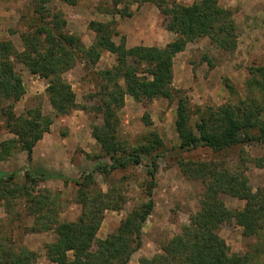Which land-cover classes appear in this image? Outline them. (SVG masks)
Here are the masks:
<instances>
[{"label":"trees","instance_id":"trees-1","mask_svg":"<svg viewBox=\"0 0 264 264\" xmlns=\"http://www.w3.org/2000/svg\"><path fill=\"white\" fill-rule=\"evenodd\" d=\"M60 1L77 3V0ZM143 1L156 3L164 26L175 34L174 39L163 47L116 44L111 38L113 30L109 24L92 21L90 25L98 36L86 48L78 36L66 32V21L60 10L48 6L50 0H34V16L30 19L28 32L23 34L26 50L18 52L11 41L0 40V109L11 121L15 117L6 110L8 101L19 99L25 93L23 79L16 72L11 55L24 62L31 72L53 77L47 93L58 116L78 107L71 84L62 77V72L75 65L79 52H85L87 63L91 65L99 61L103 49L116 54L114 66L97 72L100 79L97 90L89 98L91 109L102 118V124L94 126L93 135L101 144V157L108 156L111 160L97 169L109 175L116 169L145 167L147 199L128 211L116 230L103 240L97 239V233L104 210L119 209L126 200L117 184L107 192L90 190L89 185L95 183L92 174L86 175L84 181L73 179L79 185L78 202L82 205L76 220H59L58 210L49 195L34 194V189L28 185L56 177L67 181L69 178L62 174H40L26 168L23 170L25 182L19 184L14 182L15 172L3 173L0 175V203L10 206L19 198L27 201L28 214L35 218L30 230L56 234L54 241L45 244L46 255L55 264H127L142 246L143 226L155 208L153 191L160 159L170 151L178 153L179 150L203 147L220 158L194 160L178 156L183 175L200 182L203 187L198 210L190 215L189 224L181 226L176 238L163 244L161 252L142 257L140 263L264 264V185L254 189L245 171L239 165L230 167L221 156L245 145L258 144L263 153L254 158V162L258 167H264V101L255 95L256 91H264V66L250 70L245 98L237 103L198 108L195 111L198 119L193 125L189 98L173 86L174 57L189 43L203 37L209 38L224 52L235 51L239 33L234 11L222 6L220 0H195L191 4ZM42 46L48 47L46 53H41ZM226 85L233 88L227 80ZM126 94L144 103L158 98L177 100L175 125L179 143L169 148L157 130L147 132L137 145L121 140L118 135L119 111L124 106ZM4 113H0V117ZM28 114L18 118L19 125L11 129L15 136L0 143V160L9 157L15 149L26 151L31 160L34 146L50 130L52 120L40 108L29 109ZM146 120L152 124L149 116ZM226 194L244 199L243 210L229 208L223 198ZM234 221L243 227L247 237L257 239L243 253L231 252L218 233L222 225ZM5 228L0 225V264H33L36 251L16 245L7 238Z\"/></svg>","mask_w":264,"mask_h":264},{"label":"rangeland","instance_id":"rangeland-1","mask_svg":"<svg viewBox=\"0 0 264 264\" xmlns=\"http://www.w3.org/2000/svg\"><path fill=\"white\" fill-rule=\"evenodd\" d=\"M168 1L191 4L195 0ZM220 4L234 11L239 33L236 50L224 52L212 44L209 38L203 37L189 43L184 51L174 57L173 86L189 98L193 125L198 119L195 112L198 108L237 103L245 98L250 70L264 66V0H220ZM33 5L34 0H0V40L11 41L18 52L26 50L23 34L28 32L30 19L34 16ZM48 6L61 11L66 21V32L78 36L86 48L98 36L90 25L92 21L109 24L113 30L112 40L116 44L124 42L127 47H163L175 37L164 26L160 9L152 1L77 0L72 5L50 0ZM41 39H44L43 35ZM40 48L41 53L48 50L46 46ZM79 56L72 68L62 72V77L71 84L78 107L56 116L47 93L53 77L46 78L31 72L24 62L11 55L16 72L23 79L25 93L19 99L8 101L6 110L9 109L10 115L15 117L11 121L7 113L0 109V113H4L0 117V143L15 136L11 129L19 125L18 118L29 115V109L40 108L52 121L50 130L34 146L31 160L26 151L15 149L9 157L0 160V175L15 172L17 176L14 182L19 184L25 182L23 170L26 168L40 174H62L68 177L67 181L56 177L28 184L34 189V194L49 195L61 221L76 220L82 211V205L78 202L79 185L73 179L83 180L86 175L92 174L95 183H91L89 189L103 192H107L114 184L119 185L126 202L119 209L104 210L97 233V239L103 240L116 230L128 211L147 199L144 188L147 169L131 166L129 169H116L109 175L97 169L100 164H109L111 160L108 156L101 157V144L93 135L94 126L102 124V118L91 109L89 98L97 90L100 80L97 72L114 66L116 54L103 49L95 65L87 63L84 51L79 52ZM226 80L232 84V89L227 87ZM255 95L264 101V91H256ZM176 104L177 100L162 98L144 103L126 94L124 106L119 111V138L133 146L140 143L147 132L157 130L169 148L176 146L179 143L175 125ZM147 116L152 121L151 125L146 120ZM262 153L260 145L250 144L221 156L222 161L230 167L239 165L248 176L250 185L257 189L264 185V167H258L254 158ZM178 156L194 160L220 158L211 150L200 147L179 150L178 153L170 151L160 159L157 185L153 191L155 208L143 226L142 246L127 264H141L142 257H152L161 252L163 244L176 238L181 226L189 224L190 215L199 208L203 187L200 182L183 175ZM223 198L233 210L242 211L246 204L244 199L229 194ZM26 208L27 201L24 198L14 200L10 206L0 203V225L6 226L7 238L16 245L36 251L37 258L33 264H55L47 257L45 244L54 241L56 234L51 231H31L35 218L28 214ZM12 219L14 222L10 223ZM218 233L233 253H243L257 241L256 238L247 237L243 227L235 221L222 225Z\"/></svg>","mask_w":264,"mask_h":264},{"label":"crops","instance_id":"crops-1","mask_svg":"<svg viewBox=\"0 0 264 264\" xmlns=\"http://www.w3.org/2000/svg\"><path fill=\"white\" fill-rule=\"evenodd\" d=\"M170 35H171V37H172L173 34L171 33ZM171 37H170V38H171Z\"/></svg>","mask_w":264,"mask_h":264}]
</instances>
